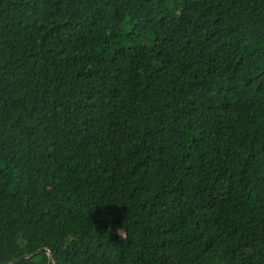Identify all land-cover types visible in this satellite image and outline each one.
Returning a JSON list of instances; mask_svg holds the SVG:
<instances>
[{"label": "trees", "instance_id": "obj_1", "mask_svg": "<svg viewBox=\"0 0 264 264\" xmlns=\"http://www.w3.org/2000/svg\"><path fill=\"white\" fill-rule=\"evenodd\" d=\"M43 248L264 264V0H0V264Z\"/></svg>", "mask_w": 264, "mask_h": 264}, {"label": "water", "instance_id": "obj_2", "mask_svg": "<svg viewBox=\"0 0 264 264\" xmlns=\"http://www.w3.org/2000/svg\"><path fill=\"white\" fill-rule=\"evenodd\" d=\"M40 253H46L47 255L51 256L52 259H53V261H54V257L52 256V253H51L50 250H48V249H46V248H43V249L39 250L36 254H40ZM36 254H34V255H26V256L20 257V258L14 260L13 262H10V263H8V264H16V263H19V262H21V261H23V260L31 259V258H33ZM54 264H55V261H54Z\"/></svg>", "mask_w": 264, "mask_h": 264}]
</instances>
